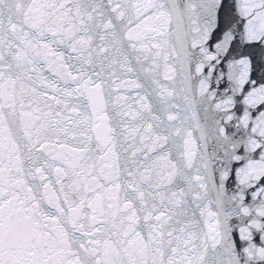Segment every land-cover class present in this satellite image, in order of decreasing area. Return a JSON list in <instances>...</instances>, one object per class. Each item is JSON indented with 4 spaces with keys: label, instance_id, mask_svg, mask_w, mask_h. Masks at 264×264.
<instances>
[{
    "label": "snow or ice",
    "instance_id": "snow-or-ice-1",
    "mask_svg": "<svg viewBox=\"0 0 264 264\" xmlns=\"http://www.w3.org/2000/svg\"><path fill=\"white\" fill-rule=\"evenodd\" d=\"M0 264H264V0H0Z\"/></svg>",
    "mask_w": 264,
    "mask_h": 264
}]
</instances>
